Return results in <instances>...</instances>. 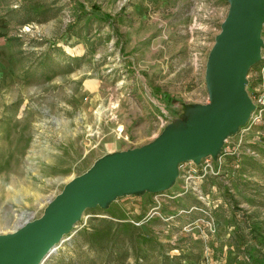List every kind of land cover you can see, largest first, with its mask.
Masks as SVG:
<instances>
[{
	"label": "rangeland",
	"instance_id": "1",
	"mask_svg": "<svg viewBox=\"0 0 264 264\" xmlns=\"http://www.w3.org/2000/svg\"><path fill=\"white\" fill-rule=\"evenodd\" d=\"M227 9L0 0V234L39 217L108 150L147 143L207 102L205 62ZM261 56L247 74L255 108L215 158L181 162L161 192L85 209L42 264H116L124 251L117 264H264V46ZM96 234L110 260L91 249Z\"/></svg>",
	"mask_w": 264,
	"mask_h": 264
},
{
	"label": "water",
	"instance_id": "2",
	"mask_svg": "<svg viewBox=\"0 0 264 264\" xmlns=\"http://www.w3.org/2000/svg\"><path fill=\"white\" fill-rule=\"evenodd\" d=\"M228 9L208 52V101L189 106L147 143L107 152L67 181L43 213L0 234V264H42L87 208H106L117 196L169 188L179 164L215 158L226 137L244 125L255 104L246 90L248 70L264 46V0H227Z\"/></svg>",
	"mask_w": 264,
	"mask_h": 264
},
{
	"label": "trees",
	"instance_id": "3",
	"mask_svg": "<svg viewBox=\"0 0 264 264\" xmlns=\"http://www.w3.org/2000/svg\"><path fill=\"white\" fill-rule=\"evenodd\" d=\"M126 223H124V225H125ZM127 225V224H126ZM94 237V238H93ZM96 237V238H95ZM98 237H100V236H97V234L95 235V236H93V235H91V242H92V245L90 246L91 247V249L92 250H95V251H102V252H104V253H106V255H107V257H108V260H110V257H111V253H113L114 252V250H113V252H112V250H108V249H106L105 250V247H106V245L103 243V241L102 240H100V238L98 239ZM100 241H102V242H100ZM149 251H150V249L149 250H147V251H142L141 253H139L138 255L140 256V257H143V258H145L147 255H148V253H149ZM126 255H127V252L126 251H124V252H121L120 253V260H118V262H122L123 260H124V258L126 257ZM164 259H168L169 257L166 255V256H162ZM112 259V258H111ZM117 262V263H118ZM116 263V264H117Z\"/></svg>",
	"mask_w": 264,
	"mask_h": 264
},
{
	"label": "crops",
	"instance_id": "4",
	"mask_svg": "<svg viewBox=\"0 0 264 264\" xmlns=\"http://www.w3.org/2000/svg\"><path fill=\"white\" fill-rule=\"evenodd\" d=\"M117 148H113V149H110V150H108L107 152H112V151H114V150H116ZM106 152V153H107Z\"/></svg>",
	"mask_w": 264,
	"mask_h": 264
},
{
	"label": "built area",
	"instance_id": "5",
	"mask_svg": "<svg viewBox=\"0 0 264 264\" xmlns=\"http://www.w3.org/2000/svg\"><path fill=\"white\" fill-rule=\"evenodd\" d=\"M263 30H264V24H263ZM207 159V157H205V158H203L202 160H206ZM180 165V164H179Z\"/></svg>",
	"mask_w": 264,
	"mask_h": 264
},
{
	"label": "bare ground",
	"instance_id": "6",
	"mask_svg": "<svg viewBox=\"0 0 264 264\" xmlns=\"http://www.w3.org/2000/svg\"><path fill=\"white\" fill-rule=\"evenodd\" d=\"M119 129H121V127H119ZM56 245L54 246V249H55Z\"/></svg>",
	"mask_w": 264,
	"mask_h": 264
}]
</instances>
